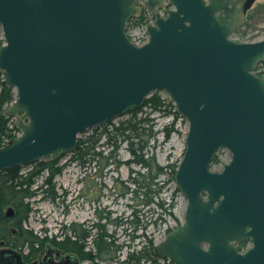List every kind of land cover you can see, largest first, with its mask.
<instances>
[{"label":"water","instance_id":"1","mask_svg":"<svg viewBox=\"0 0 264 264\" xmlns=\"http://www.w3.org/2000/svg\"><path fill=\"white\" fill-rule=\"evenodd\" d=\"M137 1L0 0V74L15 91L3 112L20 131L0 148V170L69 154L79 134L163 90L188 122L174 173L187 205L151 254L175 264H264V78L254 72L264 38H230L254 0H141L155 18L140 46L126 33ZM222 148L230 160L213 171ZM50 252L26 264L79 262L70 254L54 262ZM0 264L23 263L2 247Z\"/></svg>","mask_w":264,"mask_h":264},{"label":"rangeland","instance_id":"2","mask_svg":"<svg viewBox=\"0 0 264 264\" xmlns=\"http://www.w3.org/2000/svg\"><path fill=\"white\" fill-rule=\"evenodd\" d=\"M139 5L141 8L139 15H142L144 19L139 23L131 20L132 18L130 19L131 21L129 20L127 32L132 39H145L143 23L153 16L144 7L142 1H140ZM164 7H167L166 4L162 5L159 10L163 12ZM230 38L239 42H252L264 38V0H254L252 2L247 9L244 20L234 29ZM1 43L2 33L0 29ZM261 70L263 69H255L254 72L258 74ZM260 76L264 78V75ZM1 88L2 86L0 84V91ZM12 93L14 99L15 91L13 89ZM158 94L162 100H165V103L171 101L165 91L158 90ZM170 109V106H166L161 111L151 112L148 106H144L138 115L141 117L148 116L151 120L150 124L153 125L152 131L154 137L148 141L149 157L153 155L155 162L166 172L158 177L157 185L161 190L159 200L164 203L163 205L166 208L170 204V209H167V213L164 209H157L164 218V221H159L155 225H147L146 229L138 231H134L133 228L125 230L122 227L107 224L106 231L112 234L109 240L115 244L113 252L103 259L95 258L93 260H82L77 254L82 264H126L123 262L127 258V253L133 250L136 252L139 251L149 239L154 244L160 242L169 230L182 224L187 201L180 191L175 188V182L170 173L171 168L169 169L167 167L170 165L177 167L182 157L185 149L188 122L180 115L175 118L173 114L168 113ZM127 116L125 113L113 118L111 121L117 123L127 118ZM5 134L0 138V147H3L1 145H3V142H6V137L16 136L19 134V131L14 125H9ZM102 141L103 139L100 142ZM99 149L102 151V155L108 152L106 145H100ZM113 155V158L109 160L113 163L103 169L101 174L98 173V163L95 161L88 160L84 166H79L75 162L70 161V153L57 159L61 171L52 179L53 187L48 188L49 190L51 189L50 192L55 193L56 198L51 200L46 193H36L35 196L29 199L31 211L28 219L23 224L24 228L32 230L33 233L40 237L49 239L45 240L42 250L38 253L37 256L39 258L43 256L46 244L51 243L50 238H54L58 242L71 235L69 227L72 223H75L77 228H80L79 225H82V228L90 230L91 222L98 221L99 213L108 215L111 219L114 217L125 218L129 215L131 206L137 202L133 195L130 194L131 189L134 188L131 178L136 176L134 172H142L143 167L132 162V154L126 149L124 144L120 145ZM230 155V152L225 148L218 150L214 156L221 163L212 164L211 162L210 168L213 171H218L222 167V163L229 161ZM144 158H147V155H144ZM29 168V166L24 165L22 171L25 172ZM46 176V171L39 174L34 179L32 188H44L42 183ZM126 188H129L128 193H124ZM8 208H4L5 214ZM143 210H146L145 214L147 215V217L142 216V221H145L151 215V211H149L150 209L148 207H144ZM99 222L104 223L102 220ZM92 231L95 232L94 230ZM131 233L135 236L138 234L141 235L140 237L132 239ZM54 245L56 246V244ZM9 248L14 249L23 257L27 253L26 248L22 250L12 248L11 246ZM60 251L62 254L66 252V250L61 249ZM152 258L155 259L154 257ZM153 259H141L137 264H163Z\"/></svg>","mask_w":264,"mask_h":264},{"label":"trees","instance_id":"3","mask_svg":"<svg viewBox=\"0 0 264 264\" xmlns=\"http://www.w3.org/2000/svg\"><path fill=\"white\" fill-rule=\"evenodd\" d=\"M143 19L142 15H138L131 20L139 23ZM259 68L263 70L259 71L258 74L264 75V60L258 64L256 69L259 70ZM0 84L2 86L0 91L1 138L6 135L5 132L8 130V126L12 124L10 118L3 113V106L13 100V93L11 88L4 86L1 75ZM144 106H148L151 112L161 111L164 107L170 106L171 109L168 113L173 114L175 118L179 116L172 102L167 101L165 103V100H162L158 94V90L154 91L145 98L141 106L128 110L126 112L128 116L124 120L113 123L111 119L97 127L82 132L77 138L75 149L70 153V161L75 162L79 166H84L88 160L97 162L98 173L101 174L103 169L113 163L109 160L113 158V154L118 147L124 144L126 149L132 154V162L143 167L142 172H134L136 176L131 178L134 188L131 189L130 194L133 195L137 202L131 206L128 216L111 219L110 216L99 213L98 221L91 222L90 225V228L95 232L91 229L82 228V225H79L80 228H77L76 224L72 223L69 227L71 235L58 241L60 248L78 254L82 260L103 259L113 252L115 244L109 240L112 234L107 233V224L122 227L125 230L133 228L134 231H138L146 229L147 225H155L159 221H164V218L157 209H164L165 212L167 209H170V204L166 208L163 205L164 203L159 200L161 190L157 187L158 177L166 172L155 162L153 155L149 157L148 141L154 137V133L152 131L153 125L150 124V118L148 116H138ZM6 138H10V136ZM101 139H103L102 142H100ZM100 145H106L108 148V152L105 155H102V151L99 149ZM144 155H147V158H144ZM218 163H221V161L214 156L212 164ZM25 165L30 167L25 172L22 171L24 165L0 170V241H4L6 245L19 250L26 248L27 253L25 254V258L31 259L38 255L42 250L45 240L49 239L40 237L33 233L32 230L24 228L23 224L28 219L31 211L29 199L40 192L41 194H48V197L54 200L56 195L54 192H50L51 189L49 190L48 188L53 187L52 179L60 173L61 167L58 166L57 159L49 162L35 161ZM167 168H171L170 173L174 179L176 166L170 165ZM43 171L47 172V176L42 183L44 188L33 189L34 179ZM128 190L129 188H126L124 193H128ZM5 207L13 208V215L11 217L6 216L4 213ZM144 207L150 209L151 215L145 221H142V216L147 217L145 214L146 210H143ZM101 220L104 223L99 222ZM13 229H15L14 234L12 232ZM140 235L135 236L131 233V238L134 239L140 237ZM246 242L242 241L239 243L238 248H244ZM152 245L153 242L149 239L139 251L133 250L127 253V258L123 263L137 264L141 259H153L150 252ZM86 248L88 249L85 250Z\"/></svg>","mask_w":264,"mask_h":264},{"label":"flooded vegetation","instance_id":"4","mask_svg":"<svg viewBox=\"0 0 264 264\" xmlns=\"http://www.w3.org/2000/svg\"><path fill=\"white\" fill-rule=\"evenodd\" d=\"M13 232H15V229H13L12 230ZM50 241H51V243H47L46 244V247L49 245L50 246V250H51V252H50V254H51V256H52V258H53V260H54V262H62V259L63 258H65L67 255H74L77 259H78V264H82V261H81V259L78 257V255L77 254H75L74 252H72V251H67L66 250V252L64 253V254H62L61 253V251H60V249L61 250H64V249H62V248H60V247H58L57 245H58V242L56 241V239H50ZM248 241V240H247ZM54 244H56V246L54 245ZM4 248V247H8L9 248V245H5V243H4V241H3V244L2 245H0V248ZM46 247H45V251H44V254H43V256L46 254ZM11 249V248H10ZM20 256V258H21V262L23 263V264H26V263H29V262H31V261H34V260H38V261H41L42 260V258H43V256H41L40 258L38 257V256H34L33 258H31V259H26L25 258V256L23 257V256H21V255H19ZM26 260H25V259Z\"/></svg>","mask_w":264,"mask_h":264},{"label":"built area","instance_id":"5","mask_svg":"<svg viewBox=\"0 0 264 264\" xmlns=\"http://www.w3.org/2000/svg\"><path fill=\"white\" fill-rule=\"evenodd\" d=\"M144 28V30H145V27H143ZM145 37H146V35H145ZM144 37V38H145ZM136 43H141V42H143L145 39H133ZM138 40H141V41H138ZM7 140H8V138H6ZM6 140V141H7ZM5 142H3V144H4ZM161 263H163V264H165V263H168L169 264V261H161Z\"/></svg>","mask_w":264,"mask_h":264}]
</instances>
